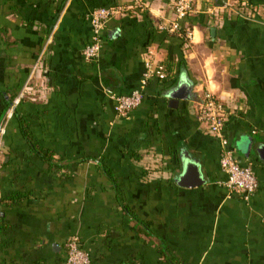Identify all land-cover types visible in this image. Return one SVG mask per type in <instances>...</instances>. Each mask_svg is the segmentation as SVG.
Wrapping results in <instances>:
<instances>
[{"label": "crops", "instance_id": "1", "mask_svg": "<svg viewBox=\"0 0 264 264\" xmlns=\"http://www.w3.org/2000/svg\"><path fill=\"white\" fill-rule=\"evenodd\" d=\"M245 1L199 2L180 21L189 42L164 30L175 0H0V264H64L72 236L91 264H264V0ZM110 7L122 12L88 63L87 16ZM148 64L169 78L118 115L111 96L140 90ZM182 84L189 100L171 104ZM206 90L258 177L248 201L197 118ZM190 162L204 184L183 188Z\"/></svg>", "mask_w": 264, "mask_h": 264}, {"label": "built area", "instance_id": "2", "mask_svg": "<svg viewBox=\"0 0 264 264\" xmlns=\"http://www.w3.org/2000/svg\"><path fill=\"white\" fill-rule=\"evenodd\" d=\"M201 1L202 0H175L173 4L175 19L164 30L171 34L178 33L183 29L180 25V21L191 18L196 14L197 5ZM241 5L243 6L242 8H247L248 11V4L245 0H243ZM121 12L122 9L117 7L98 8L87 16V20L91 26L92 37L90 43L83 51L84 60L86 62L95 63L98 61L103 47V32L108 23ZM249 13H252V11H249ZM187 35L189 42H191L193 39L191 31L188 30ZM153 77L166 79L167 71L164 66H158L154 69L151 64H148L147 72L140 90L134 91L131 95L127 96H111L115 101V110L118 115L127 116L142 104L144 88ZM19 104L20 99L17 98L8 111L9 118L13 116L14 108ZM196 109L199 122L204 124L208 133L220 143L222 150L220 164L222 171L227 175L225 187L230 193L240 194L246 201L250 200L259 189V180L252 167L242 165L234 149L231 148L229 140L225 136V126L230 117V111L227 105L214 92L206 90L203 94L202 101L198 104ZM1 198L2 196L0 193V204ZM64 264H91L90 254L82 247L81 240L78 236L69 238Z\"/></svg>", "mask_w": 264, "mask_h": 264}, {"label": "water", "instance_id": "3", "mask_svg": "<svg viewBox=\"0 0 264 264\" xmlns=\"http://www.w3.org/2000/svg\"><path fill=\"white\" fill-rule=\"evenodd\" d=\"M171 104L176 105L180 101L189 100L190 98V87L182 84L178 88L172 90L169 93ZM251 151V150H250ZM258 154L261 159L264 160V147L260 148ZM200 171L197 164L190 162L185 167L184 174L180 177L178 185L183 188L198 187L204 184V181L199 176Z\"/></svg>", "mask_w": 264, "mask_h": 264}, {"label": "trees", "instance_id": "4", "mask_svg": "<svg viewBox=\"0 0 264 264\" xmlns=\"http://www.w3.org/2000/svg\"><path fill=\"white\" fill-rule=\"evenodd\" d=\"M187 32H188V29H181V30L178 32V34H180V35L183 36V35H187ZM171 67H172V66L169 65V64H168V65H166V64L164 65V68H165L167 71L169 70L168 72H171ZM168 72H167V78H166V79L169 78V73H168ZM49 160H50V158H49ZM85 161H87V160H85ZM96 161H97V160H96ZM102 169H103V171H105V168L102 167Z\"/></svg>", "mask_w": 264, "mask_h": 264}]
</instances>
